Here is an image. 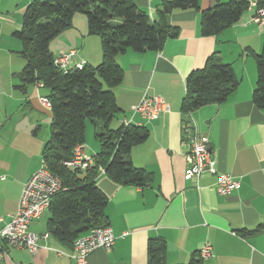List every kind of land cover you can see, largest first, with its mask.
Masks as SVG:
<instances>
[{"label": "crops", "instance_id": "1", "mask_svg": "<svg viewBox=\"0 0 264 264\" xmlns=\"http://www.w3.org/2000/svg\"><path fill=\"white\" fill-rule=\"evenodd\" d=\"M32 1L0 0V230L11 221L24 185L41 166L47 140L38 131L47 120L52 124L51 111L40 103L42 84L20 88L26 61L14 32L21 30ZM133 1L157 20L161 0ZM247 1L251 8L218 36L201 35L197 11H174L168 22L180 28L178 38L169 39L161 51L129 50L117 55L124 74L113 91L121 112L111 128L132 118L135 125L149 131V138L133 147L130 156L134 166L152 174V180L135 187L117 184L103 173L97 178V187L108 199L105 214L116 241L110 251L91 254L87 264H148L149 241L159 238L166 244L168 264H264V227L256 230L264 224V111L252 100L257 72L255 60L248 54V50L262 52L264 26L253 21L255 0ZM215 3L199 0L201 10ZM49 47L54 57L75 50L71 67L81 62L96 66L103 61L101 40L88 34L87 20L80 14H75L72 26ZM214 53L222 63L232 65L240 85L225 102L192 112V131L185 133L181 103L186 79L202 69ZM144 95L162 98L169 112L152 121L133 115L132 107ZM194 131L208 137L217 173L187 180L191 166L187 141ZM100 147L97 139L89 142L87 137V155H96ZM223 174L239 182L227 196L216 190L217 178ZM49 218L48 210L33 221L30 231L39 236L49 233ZM39 242L41 249L34 255L5 245L7 255L0 264H77L58 254L72 250L51 235ZM206 245L212 248V255L202 258Z\"/></svg>", "mask_w": 264, "mask_h": 264}, {"label": "trees", "instance_id": "2", "mask_svg": "<svg viewBox=\"0 0 264 264\" xmlns=\"http://www.w3.org/2000/svg\"><path fill=\"white\" fill-rule=\"evenodd\" d=\"M256 12L264 0H255ZM251 8L247 0H216L213 7L201 10L199 0H161L154 21L133 0H33L25 10L23 26L14 36L22 44L21 57L26 66L20 74V86L42 84L43 98L51 105L52 124L42 161L61 180L62 189L53 197L49 208V234L62 246L72 250L75 241L97 228L107 227V197L97 187L103 174L117 184L143 187L152 174L134 166L133 147L149 138V131L135 124L111 128L121 112L113 89L123 80V69L116 62L119 54L131 50L142 53L161 51L169 39L180 36V28L168 22L174 11L195 10L200 14V33L214 37L237 24ZM75 14L87 20L88 34L101 40L103 61L96 66L61 71L49 49L50 42L72 26ZM256 64L257 80L253 103L264 111V46L257 54L248 50ZM240 85L231 64L222 63L214 53L202 69L186 79V93L181 103L184 124L190 115L208 105L225 102ZM94 124V136L100 151L85 170H72L64 165L71 160L74 148L86 141V122ZM259 225L256 230L263 228ZM166 244L151 239L148 264H168Z\"/></svg>", "mask_w": 264, "mask_h": 264}, {"label": "built area", "instance_id": "3", "mask_svg": "<svg viewBox=\"0 0 264 264\" xmlns=\"http://www.w3.org/2000/svg\"><path fill=\"white\" fill-rule=\"evenodd\" d=\"M253 21L264 26V8L259 9ZM77 52L72 50L68 53H62L55 57V65L63 72H68L73 68H82L85 63L81 62L75 67H71L72 60ZM40 103L46 109H51L50 102L41 97ZM169 105L158 96L144 95L140 102L133 106L131 112L133 115L139 114L145 120H156L163 113L169 112ZM124 125L134 124L133 119H125ZM191 124V123H190ZM184 127V132L192 131V125ZM187 145L189 146L188 160L191 163L185 178L187 180H196L204 175H213L217 173L216 160L212 152L210 141L207 136L193 132L189 136ZM93 156L87 155L84 145H78L74 148L71 160L64 162V165L72 170H85L93 164ZM103 173L104 170L101 169ZM239 186L230 175H219L217 178V192L221 196L231 194ZM62 189L61 180L54 176L42 161L39 169L31 176L24 185L19 198L17 211L11 217V221L0 230V259L6 258L5 245L9 248L26 250L32 255L41 249L40 239H48L50 234L45 233L39 236L30 231V226L34 220L38 219L44 212L48 211L53 197ZM116 241L112 229L107 226L97 228L79 237L69 253L59 251V255H66L73 259L77 264H87L91 254L97 250L103 249L110 251ZM212 255V248L206 245L200 257L209 258Z\"/></svg>", "mask_w": 264, "mask_h": 264}, {"label": "rangeland", "instance_id": "4", "mask_svg": "<svg viewBox=\"0 0 264 264\" xmlns=\"http://www.w3.org/2000/svg\"><path fill=\"white\" fill-rule=\"evenodd\" d=\"M80 15H83V14H80ZM49 49L52 52V49L50 47H49ZM43 91L45 92L44 89H43ZM40 115H42V114L40 113ZM45 115H46V119H47V117H49L48 113H45ZM50 126H51V123H50L49 120H47L46 121V125H44V129L38 131V133L40 134V137L46 138L47 141L50 138ZM94 128H95L94 124L90 120H87V122H86V140H87V137H88L89 142H96V139L94 137ZM89 148L90 147H88V145H87V147H86V153L87 154H90Z\"/></svg>", "mask_w": 264, "mask_h": 264}]
</instances>
